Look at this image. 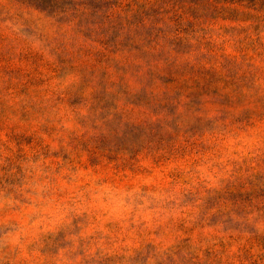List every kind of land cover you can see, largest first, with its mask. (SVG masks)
I'll list each match as a JSON object with an SVG mask.
<instances>
[{
	"label": "rangeland",
	"instance_id": "1",
	"mask_svg": "<svg viewBox=\"0 0 264 264\" xmlns=\"http://www.w3.org/2000/svg\"><path fill=\"white\" fill-rule=\"evenodd\" d=\"M153 1L0 0V264H264V6Z\"/></svg>",
	"mask_w": 264,
	"mask_h": 264
},
{
	"label": "trees",
	"instance_id": "2",
	"mask_svg": "<svg viewBox=\"0 0 264 264\" xmlns=\"http://www.w3.org/2000/svg\"><path fill=\"white\" fill-rule=\"evenodd\" d=\"M98 1L102 2L103 0ZM157 3L155 0L141 3L138 6L141 16L144 18L143 31H150L149 29L154 28L153 18L159 14L160 8ZM187 6V14L192 17H196L199 12H204L210 17L227 15L230 19L246 21L255 18V14H258L264 6V0H187ZM99 12L105 13L107 10L105 11L102 7ZM148 23L149 25H147Z\"/></svg>",
	"mask_w": 264,
	"mask_h": 264
}]
</instances>
